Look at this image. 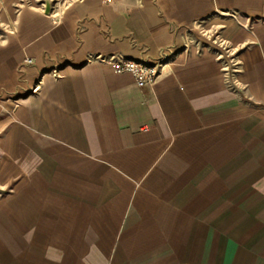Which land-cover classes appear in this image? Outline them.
<instances>
[{
    "label": "crops",
    "instance_id": "0c3cea01",
    "mask_svg": "<svg viewBox=\"0 0 264 264\" xmlns=\"http://www.w3.org/2000/svg\"><path fill=\"white\" fill-rule=\"evenodd\" d=\"M0 24V264H264V0H0ZM162 52L143 89L107 63Z\"/></svg>",
    "mask_w": 264,
    "mask_h": 264
},
{
    "label": "built area",
    "instance_id": "2783aa9c",
    "mask_svg": "<svg viewBox=\"0 0 264 264\" xmlns=\"http://www.w3.org/2000/svg\"><path fill=\"white\" fill-rule=\"evenodd\" d=\"M171 56L168 52H162L158 57L156 64L150 65L143 62H134L125 60L122 58H111L108 62L102 58H98L101 62H107L114 73L116 74H129L134 79L136 86L140 89L151 86L155 79L157 78L158 70L161 64L166 61ZM30 64V61L27 60ZM224 81L229 86H235V81L233 80V74L237 72L236 65L232 64L230 61L225 62L223 68Z\"/></svg>",
    "mask_w": 264,
    "mask_h": 264
},
{
    "label": "rangeland",
    "instance_id": "374dc122",
    "mask_svg": "<svg viewBox=\"0 0 264 264\" xmlns=\"http://www.w3.org/2000/svg\"><path fill=\"white\" fill-rule=\"evenodd\" d=\"M4 27L0 24V30H2ZM196 31L200 34V37L201 38H206V36H208V31H209V28H206V25L203 23H199L196 25ZM203 36V37H202ZM218 42L215 46H218ZM222 49V48H221Z\"/></svg>",
    "mask_w": 264,
    "mask_h": 264
},
{
    "label": "water",
    "instance_id": "95a60500",
    "mask_svg": "<svg viewBox=\"0 0 264 264\" xmlns=\"http://www.w3.org/2000/svg\"><path fill=\"white\" fill-rule=\"evenodd\" d=\"M46 8H45V14L47 15L49 13V2H45Z\"/></svg>",
    "mask_w": 264,
    "mask_h": 264
}]
</instances>
